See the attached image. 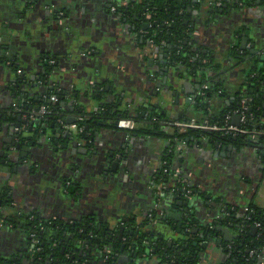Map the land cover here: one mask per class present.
Instances as JSON below:
<instances>
[{
    "label": "crops",
    "instance_id": "obj_1",
    "mask_svg": "<svg viewBox=\"0 0 264 264\" xmlns=\"http://www.w3.org/2000/svg\"><path fill=\"white\" fill-rule=\"evenodd\" d=\"M121 2L0 0V105L5 110L12 109L17 97L23 103L28 96V105L39 106L48 91L55 90L61 94L60 105L65 102L61 114L79 116L80 109L91 117L106 104L115 105V112L139 117L132 129L124 127L126 121L105 120L93 131L91 147L82 146L77 139L78 123L83 119L65 128L71 139L53 136L51 131L36 136L28 130L26 136L31 140L21 146L28 150L14 151L11 166L0 164V197L5 196L8 203L1 210L0 264L36 263L22 228L25 218L33 216L68 224L89 218L110 230L131 220L137 231L153 232L167 244L173 243L178 233L172 225L146 224L159 203L160 215L171 217L175 225L188 216L187 207H178L173 195L157 203L154 176L169 153L175 178H183L197 191L187 202L189 217L198 226L203 221L213 225L215 215L226 220L223 211L237 217L251 205L264 211V161L259 153L264 142L258 148H234L211 142L197 146L175 138L181 129L176 123L209 125L208 120L219 117L246 90L247 73L264 60L263 0L230 9L213 21L207 3L193 12L195 40L212 54L223 91L208 95L204 110L197 108V98L204 91L200 76L172 69L166 56L157 55L152 58L154 65H149V59L141 56L140 36L113 12ZM245 37L248 43L242 48ZM236 49L237 59L231 53ZM249 51L250 57L246 56ZM46 61H54L51 71H47ZM205 73L215 75L211 69ZM19 84L24 90L17 89ZM98 89L103 92L100 97L95 96ZM72 107L76 109L73 114ZM153 111L159 115L153 117L159 130L128 131L141 128L151 132ZM4 132L0 151L4 140H9ZM230 230L239 235L237 229ZM149 247L152 251V245ZM202 247L201 264H222L228 258L224 243L204 240ZM92 252L90 264H101L99 253ZM137 264L166 263L150 254Z\"/></svg>",
    "mask_w": 264,
    "mask_h": 264
},
{
    "label": "trees",
    "instance_id": "obj_2",
    "mask_svg": "<svg viewBox=\"0 0 264 264\" xmlns=\"http://www.w3.org/2000/svg\"><path fill=\"white\" fill-rule=\"evenodd\" d=\"M129 5L126 8L117 5V15L120 16L121 22L127 23L132 32L137 33L140 38L139 42L143 50L150 41L153 42L157 55L161 58L166 56L172 69L181 73L191 75L192 77L200 76L201 83L208 85V89L197 98V108L204 110L203 100L214 93H221V81L218 78L217 68L213 67L212 54L203 48L195 40V27L192 25V16L194 11H198L201 5L208 4L210 20H214L218 15L225 13L233 8H241L239 3L247 4L256 0H129ZM218 1L222 2L221 7H217ZM264 2V0H263ZM147 16H150L148 19ZM148 25L147 28L145 26ZM233 57L237 59L239 50L231 52ZM252 54L249 51L246 56ZM243 60V59H241ZM259 61V59H258ZM47 62V71H51L55 67L54 61ZM49 62V63H48ZM261 66L257 69H252L247 73V83L244 85L246 90L240 92L229 105V107L215 119L208 120L209 125H216L222 130L212 131L205 129L189 128L185 131L180 129L175 133L177 140L185 143H195L197 146L208 142L218 143L222 146L234 148L256 147L264 142V60L260 61ZM213 67V68H212ZM14 66V70L16 71ZM211 69L215 72L214 76H208L205 72ZM47 78H44L46 81ZM47 84V83H46ZM204 87V86H203ZM220 91V92H219ZM103 92L98 89L95 96H101ZM58 97V102L51 103L52 96ZM244 98L251 99L248 104V109L243 110L242 100ZM61 94L55 90L48 91L47 96L40 100V107H46L49 110L44 116H39V125L33 126L31 133L34 135L45 134L49 131H57L56 127H51L52 123L58 125L61 118L60 112ZM102 111L95 116L84 117L78 123V129L82 130L77 134L78 141L87 147H91L93 131L100 126L105 120L131 121L138 123L136 115L128 114V112L117 111L113 109L116 106H101ZM151 115L152 131L148 129L128 130L132 134L136 133H152L159 130L157 121L154 118H159V115L153 111ZM246 117L245 123H240L237 126L236 132H228L225 128L227 118L230 116L229 125L232 124V117L239 115ZM149 127V126H148ZM178 129L177 126H174ZM29 126H23L20 145H27L31 140L27 138L26 133ZM182 131V132H181ZM61 132V131H60ZM63 134V132H61ZM162 134V132H161ZM163 135V134H162ZM76 138V137H75ZM34 139V138H33ZM68 139V138H67ZM208 140V141H203ZM16 148V146H15ZM259 153L264 161V147L260 146ZM173 155L169 153L165 158V165L154 176L156 185L161 186V192L157 196V203L170 194L178 201L187 202L186 197L188 190L194 194L193 188L189 182H184L182 179H176L173 170ZM5 196L0 197V218L2 219L1 210L7 206ZM160 203L147 216V225L151 226L153 222L160 221L162 225L171 221L166 215H160ZM233 215H236L233 213ZM9 220V219H7ZM12 224L16 225L15 219H11ZM224 225L234 224L239 231V238L231 243H224L228 258L222 264H262V252L264 251V211L251 205L247 212L241 217L227 223L222 221ZM182 233H178L175 229L176 240L171 246L165 241L156 236L153 232L147 233L141 230L137 231L133 221L124 220L120 226L110 230L101 228L92 222V219H86L78 224H68L60 221L44 222L37 216L25 218L22 228L27 234L28 242L32 247V256L34 262L40 264H77L79 256L73 260V247L71 243L74 240H80L79 249L90 247L96 249L101 255V260L106 264H114V257L120 251L123 244L126 245L125 250L130 246L137 245L140 253L144 252L143 244L145 242L152 245L155 250V255L161 262L166 264H201V253L203 251L202 242L208 240L206 236L201 235L204 226H198L193 217L187 216V221L182 223ZM259 225V227H257ZM172 226L176 227L172 222ZM125 229L123 241L118 240L121 228ZM215 228V225H213ZM193 228L199 229V233H192ZM213 228V229H214ZM255 233H252L253 229ZM113 233V235L110 234ZM212 236L216 231L211 230ZM184 236V239L180 237ZM137 237V238H136ZM38 241L35 245L34 242ZM65 251L62 252V249ZM40 249V251H38Z\"/></svg>",
    "mask_w": 264,
    "mask_h": 264
},
{
    "label": "water",
    "instance_id": "obj_3",
    "mask_svg": "<svg viewBox=\"0 0 264 264\" xmlns=\"http://www.w3.org/2000/svg\"><path fill=\"white\" fill-rule=\"evenodd\" d=\"M147 27H148V25L145 26V28H147ZM247 43H248V38L245 37L242 41L241 47L244 48L247 45ZM148 63H149V65H154V59H149ZM22 87L23 86L20 84L17 85V89L24 90ZM27 98H28V96H26L25 99L23 100V103H21L22 97H17L16 103L14 102L12 105V109L10 108L9 110H5V108L0 105V135H1V132L5 131L4 134L7 135V137H9V140H4L6 143L3 146L2 150L0 151V154L2 156V160L0 161V164L3 167L6 166L5 164H8L9 166H11V164L14 163V161L16 159V153H14V151L19 153L21 150H28L27 147L22 148L20 145V139H21V133H22L21 131L23 129V126L28 125L29 130H31L33 126H37L40 123V120L38 119V117L41 116V113H40L41 107L28 105ZM60 106L62 108L65 107V102L61 103ZM75 111H76V109L74 107H72L71 108L72 114L75 113ZM77 113L79 116L73 115L74 117H71L70 115L61 114V118H62L61 122L58 125H56L55 123H52V125H51L52 128L56 127V130H57V131L53 132V136H57L58 134H60L63 136L64 139H67V138L71 139L72 134L70 133V131H68V129H65V128L69 127L71 125H75L78 119H82L84 117H89L88 111H85L83 113V111L79 109V110H77ZM24 116H27L28 119H24ZM32 117H37V119L32 121L31 120ZM240 118L241 117L239 115H234L232 117V124L235 126H239L240 125V123H239ZM60 131L63 132V134ZM54 140H55V143H57V144L60 141L57 138ZM15 146H16V150H14ZM216 146L219 147L220 145L217 143ZM227 148L228 147H223L224 150H226ZM23 157H25V156H23ZM18 158H19V154H18ZM21 163H22V161H20V164ZM113 165L116 166V163H114ZM9 170H11V169L8 167V171ZM194 193L196 194L197 191L194 190ZM177 206L181 207V208L187 207V209H185V213L188 216H189V214L191 215V213L189 212V209H188V207H189L188 202L178 201ZM222 213L228 215V218H226L227 222H231L234 219V217L237 216V215H233V213L229 212V211H228V213L225 211H223ZM168 218L171 221H168L167 226L170 227L172 225V219H171V217H168ZM219 218H220L219 216L216 217V215H215V219L213 221V225H215V228L213 227V225L211 223H209V221H203L204 222L203 226L205 227V229L203 231H201V235L206 236L208 241L215 242V243H218L221 245L223 243H231L232 241L237 240L239 238V235L232 233L230 230V229H234V228L237 229V227L234 226V224H232V223H230V226L224 225L222 222L223 218L222 219H219ZM177 219L178 218H176V220ZM185 220L187 221V216L183 217V221L181 223H177L176 227L175 226L173 227L174 230L177 228L178 233L181 234L182 233V226H184L182 223L185 222ZM211 230L216 231V233H214L213 236L210 233ZM191 232L192 233H199L200 231L197 228H193L191 230ZM255 232H256V229L254 228L252 230V233H255ZM147 233H148V231H147ZM110 234L113 235L112 232H110ZM124 234H125V229L122 227L120 229V233L118 236V240L120 242L123 241ZM180 239H184V236L182 235V237H180ZM172 244L173 243H168L169 246H171ZM80 245H81L80 240H74L71 243V246L74 249L72 259L75 260L76 256H79V259L77 260V264H90V259H91V256L93 254V252H92L93 249L90 247H85V248L79 249ZM143 246H144L145 250L143 253H140L139 249L137 248V245L130 246L127 250H125L126 245L123 244L120 251L115 254L114 264H137L138 260H141L143 258H147V256H149L150 254L155 255V250L151 251L148 242H145L143 244ZM31 251H32V249H31ZM64 251H65V248L62 249V252H64ZM98 257H99L98 259L100 260L101 264H106V263H104L103 260H101L100 254H98ZM27 258H26V260H27ZM35 264H40V263L37 262Z\"/></svg>",
    "mask_w": 264,
    "mask_h": 264
},
{
    "label": "built area",
    "instance_id": "obj_4",
    "mask_svg": "<svg viewBox=\"0 0 264 264\" xmlns=\"http://www.w3.org/2000/svg\"><path fill=\"white\" fill-rule=\"evenodd\" d=\"M129 0H122L121 4L119 5L120 7H123V8H126L128 7L129 5ZM223 4L221 1H218L217 3V7H221ZM240 6H242V3H239ZM113 9V12H116L117 11V7H114L112 8ZM147 18L149 19L150 16H147ZM155 46L153 45V42L150 41L148 43V45L145 47V49L142 51V54L141 56L143 58H147V59H152V58H156L157 57V52L154 48ZM209 87L208 85H204L203 89L207 90ZM50 101L51 103H56L58 102V97L57 96H52L50 98ZM251 102V99L249 98H244L242 100V105H243V110H247L249 107H248V104ZM40 113L42 116L46 115L47 113H49V110L46 108V107H41V110H40ZM240 122L239 123H245L246 122V117L244 116V114H242V116H240ZM231 120L230 116L227 118V125L225 126L224 129H226L228 132H236L237 131V126L233 125V124H228L229 121ZM176 125L178 127H180L183 131L189 129V128H199V129H205V130H212V131H219V130H222V128L216 126V125H208V124H205V125H196L194 123H176ZM124 127L127 128V129H132L133 128V123L131 121H126L124 123ZM82 130L80 129H77V133H80ZM157 190H158V195L160 194L161 192V186L160 185H157ZM191 194V190H188L187 194H186V197H190L189 195ZM257 227H259V225H257ZM35 245L38 244V241H35L34 242ZM38 251H40V249H38ZM263 260H264V251L262 252V257H261Z\"/></svg>",
    "mask_w": 264,
    "mask_h": 264
},
{
    "label": "flooded vegetation",
    "instance_id": "obj_5",
    "mask_svg": "<svg viewBox=\"0 0 264 264\" xmlns=\"http://www.w3.org/2000/svg\"><path fill=\"white\" fill-rule=\"evenodd\" d=\"M61 120V119H60ZM59 123V122H58ZM104 261V260H103ZM104 263H105V261H104Z\"/></svg>",
    "mask_w": 264,
    "mask_h": 264
},
{
    "label": "rangeland",
    "instance_id": "obj_6",
    "mask_svg": "<svg viewBox=\"0 0 264 264\" xmlns=\"http://www.w3.org/2000/svg\"><path fill=\"white\" fill-rule=\"evenodd\" d=\"M164 165H165V163H164Z\"/></svg>",
    "mask_w": 264,
    "mask_h": 264
}]
</instances>
